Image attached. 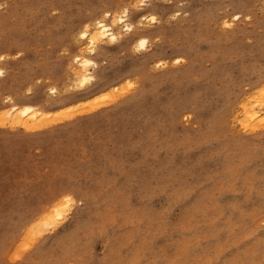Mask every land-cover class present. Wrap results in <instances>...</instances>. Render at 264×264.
Segmentation results:
<instances>
[{
  "label": "rangeland",
  "instance_id": "1",
  "mask_svg": "<svg viewBox=\"0 0 264 264\" xmlns=\"http://www.w3.org/2000/svg\"><path fill=\"white\" fill-rule=\"evenodd\" d=\"M0 61V114L44 126L0 120V264H264V0H0Z\"/></svg>",
  "mask_w": 264,
  "mask_h": 264
},
{
  "label": "bare ground",
  "instance_id": "2",
  "mask_svg": "<svg viewBox=\"0 0 264 264\" xmlns=\"http://www.w3.org/2000/svg\"><path fill=\"white\" fill-rule=\"evenodd\" d=\"M162 1L163 2H174L175 0H162ZM139 4H140V6L144 7L143 2H140ZM129 15H130V12H129V9L127 7L121 8V10L118 13L111 12V11L107 10L103 13L101 18L96 17V19H93L92 22H89L90 28L88 27L84 30H81V31L79 30L78 37L86 45V52H85V54L80 53V54L75 55L73 57V63L76 66V70L73 71V78H74V81L76 82V87L78 89H80V90L85 89L86 90L87 88L92 87L93 82H95V76L96 75H94V73L97 70V63L94 60L89 59L85 55H87V56L88 55H94L95 54V46H97V44L102 42V41L109 40L110 41L109 43H116L121 39L122 34H124V33L129 35L130 37L134 35L133 32H134L135 27H134V24L129 20L130 19ZM146 19H147V16L141 15L140 18L137 20L138 21L137 24L144 23L146 21ZM150 19H151V22H155V21H153L154 17H150ZM237 20H238V15H233L231 20L226 22L225 25H230L233 21H237ZM145 44H146V40L141 39L139 41H136L135 46H133V48L136 49V45H139L142 50H145L144 49ZM1 59H2V57H1ZM1 61H3V60H1ZM3 71L4 70H0V78L4 75ZM100 73H101L100 76H102L101 78L104 79L105 75H103L102 72H100ZM50 89H51V92L50 91L49 92L51 94L52 93L56 94L55 93L56 91H53L54 88L53 89L50 88ZM9 101H11V100H9ZM6 102H7V100H6ZM250 104H251V102H248L245 105L243 104L246 108V109H244V110H246V113L248 112L247 105H250ZM253 104H251V105H253ZM263 106H264V104H263ZM38 107L31 106V105L30 106H22V107H18L16 105H11L9 110L0 114V120H1V122L3 121L2 122L3 125L6 121L10 120L11 122H9V123H10V125L12 123L13 127L17 126V127H22L25 130H32V129H37L36 126L37 127L39 126L38 127V129H39V128L44 127V126L40 125V122H41L40 117L42 116L43 111L38 109ZM262 108H264V107H262ZM255 111L251 114V116L249 118L251 121L258 119V117L261 115L259 113L261 110L257 111V112H255ZM262 112H264L263 109H262ZM6 124H8V123H6ZM64 198H65V196H64ZM66 202L67 203L65 205H63V204L54 205L55 207H53V205H52L53 209H50V211H49L50 213L48 212L49 213L48 217H51V218L55 217L57 219H60L61 216L63 215V210L66 207H69V205L71 206L73 204L72 203L73 201L71 200V197L69 198V195L67 197ZM38 221H39V219H38ZM45 246H47V245H45Z\"/></svg>",
  "mask_w": 264,
  "mask_h": 264
}]
</instances>
